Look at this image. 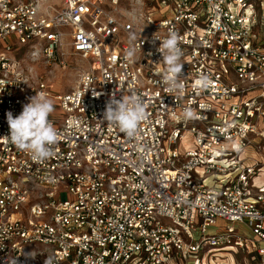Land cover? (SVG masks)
I'll return each instance as SVG.
<instances>
[{
    "label": "built area",
    "instance_id": "2783aa9c",
    "mask_svg": "<svg viewBox=\"0 0 264 264\" xmlns=\"http://www.w3.org/2000/svg\"><path fill=\"white\" fill-rule=\"evenodd\" d=\"M151 1L158 9L145 0L133 9L62 0L47 10L40 0H0V264H203L247 250L264 264L258 17L247 0ZM172 32L183 52L174 92L157 74L165 65L155 39ZM26 48L47 65L66 68L67 51L91 62L73 91L55 94L20 58ZM40 92L54 102L48 119L58 132L42 163L5 138L6 113L19 115ZM132 92L145 119L129 138L103 114Z\"/></svg>",
    "mask_w": 264,
    "mask_h": 264
},
{
    "label": "clouds",
    "instance_id": "9594fccd",
    "mask_svg": "<svg viewBox=\"0 0 264 264\" xmlns=\"http://www.w3.org/2000/svg\"><path fill=\"white\" fill-rule=\"evenodd\" d=\"M155 39L160 41L158 51L162 54V62L165 65L161 76V83L170 92L182 89L180 77L183 64L180 62L183 52L178 46L177 34L169 33L166 38ZM198 87H208L207 77H201ZM19 115L13 116L9 111L6 113L9 126V135L5 136L18 149L28 153L35 162L42 163L55 155V146L58 143V132L48 119L54 111V102L44 93H36L28 98ZM194 111L185 108V119L194 118ZM104 120L108 124L118 127L129 138H133L139 130L140 123L145 119L144 101L135 92L121 99H110L105 107ZM44 264H53V257H46Z\"/></svg>",
    "mask_w": 264,
    "mask_h": 264
},
{
    "label": "rangeland",
    "instance_id": "374dc122",
    "mask_svg": "<svg viewBox=\"0 0 264 264\" xmlns=\"http://www.w3.org/2000/svg\"><path fill=\"white\" fill-rule=\"evenodd\" d=\"M40 7L42 10H47L51 6L57 7L61 3V0H40ZM111 0H108L110 2ZM123 9H133L134 7H140V0H122ZM149 6L156 5L158 9V5L156 2H148L149 0H145ZM157 1V0H155ZM249 4L253 6L252 11L258 17V25H257V34H259L261 40L264 39V0H247ZM164 10H161L162 12ZM25 48V47H24ZM69 50V49H68ZM20 58L24 60L26 66L32 70L33 74H37L43 77L50 89L55 94H66L73 91L76 87V84L79 80V76L82 70L88 69L89 62L85 61L81 58L69 56V52L67 51L66 61L67 67H59L58 65H47L43 59H35L31 56V51L26 48L20 54ZM61 113L56 112V116H60ZM192 137L187 138L185 141H180L178 147L180 151L183 153L187 149H190L193 145L191 143ZM257 159H263L259 157L257 154ZM263 176V174H260ZM264 182V178H260L256 180V184H260ZM223 221H218V226L220 230L223 228ZM211 230H215L211 228ZM243 233L247 231L245 228L241 227ZM254 254L249 250L247 251H239V252H215L210 257L208 255L204 256L202 261L203 264H258V262L253 257ZM232 257V260H231ZM175 264H192V260H184L178 261Z\"/></svg>",
    "mask_w": 264,
    "mask_h": 264
},
{
    "label": "crops",
    "instance_id": "0c3cea01",
    "mask_svg": "<svg viewBox=\"0 0 264 264\" xmlns=\"http://www.w3.org/2000/svg\"><path fill=\"white\" fill-rule=\"evenodd\" d=\"M25 1H28V0H25ZM61 2H62V0H61ZM60 4H61V3H60ZM60 4H59V5H60ZM41 7H42V6H41ZM231 260H232V257H231Z\"/></svg>",
    "mask_w": 264,
    "mask_h": 264
},
{
    "label": "bare ground",
    "instance_id": "6f19581e",
    "mask_svg": "<svg viewBox=\"0 0 264 264\" xmlns=\"http://www.w3.org/2000/svg\"><path fill=\"white\" fill-rule=\"evenodd\" d=\"M41 2V1H40ZM41 5V4H40Z\"/></svg>",
    "mask_w": 264,
    "mask_h": 264
}]
</instances>
